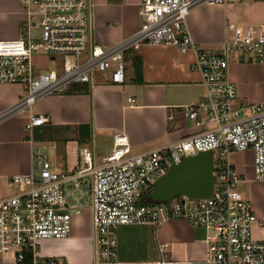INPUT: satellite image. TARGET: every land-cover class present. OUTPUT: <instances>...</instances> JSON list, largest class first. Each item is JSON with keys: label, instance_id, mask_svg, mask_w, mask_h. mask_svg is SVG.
Instances as JSON below:
<instances>
[{"label": "built area", "instance_id": "built-area-1", "mask_svg": "<svg viewBox=\"0 0 264 264\" xmlns=\"http://www.w3.org/2000/svg\"><path fill=\"white\" fill-rule=\"evenodd\" d=\"M238 1L139 0L141 26L123 41L102 47L94 39L89 0H23L27 23L22 35L0 41V85L22 89L13 110L31 109L40 99L63 95L76 85L92 86L97 76L108 85L120 86L127 52L142 45L168 46L192 55L189 69L199 74L204 91L198 102L180 108L183 117L210 129L141 153H134L127 137L116 133L98 167L92 164V151L83 148L79 155L85 167L72 173L54 171L44 156L37 157L36 172L5 178L8 196L0 199V257L11 264H63L58 258L42 257L40 243L69 237L72 219L83 210L77 198L80 181L89 174L94 264H116L117 227L169 220L212 233L204 240L205 264H264V240L252 235L254 227L264 229V215L257 216L250 202L237 193L241 177L227 159L232 153L251 151L253 179L264 182V100H239L228 77L232 54L264 66V20L229 26L216 50L196 44L186 26L196 6ZM252 1L264 5V0ZM32 27L39 28L37 40L30 36ZM37 54L59 61L53 70L39 72L32 63ZM47 122L42 115H31L25 128L32 131ZM199 153H211L215 164L208 198L175 197L159 204L140 199L172 165ZM165 248L159 246L163 258Z\"/></svg>", "mask_w": 264, "mask_h": 264}, {"label": "crops", "instance_id": "crops-1", "mask_svg": "<svg viewBox=\"0 0 264 264\" xmlns=\"http://www.w3.org/2000/svg\"><path fill=\"white\" fill-rule=\"evenodd\" d=\"M92 3L94 39L102 47L117 44L141 26L139 0H89ZM23 0H0V41L14 40L26 25ZM240 10L241 12H238ZM264 20V5L252 1L224 5H199L190 10L186 26L199 46L221 47L228 27L236 22L256 25ZM190 53L181 54L168 46L143 45L124 56V83L108 85L95 77L92 86L76 85L72 94L40 99L31 109L13 110L22 96L16 85H0V199L8 196L5 178L36 172L37 157L44 156L51 169L75 172L85 167L80 150L92 151L98 167L111 150L113 136L125 135L134 153L176 143L210 129L194 126L180 109L196 103L204 91L198 73L190 71ZM228 77L237 88L238 99L256 103L264 100V66L232 54ZM67 92V91H66ZM131 101L128 102L127 100ZM42 115L48 122L27 131L30 116ZM171 116L172 119L167 118ZM228 162L240 175L237 193L250 202L257 216L264 215V182L253 179L251 151L232 153ZM91 177L80 181L77 198L88 215L86 229L72 226L68 238L44 240L40 255L58 258L63 264H94L89 194ZM82 213V214H83ZM82 216V215H81ZM211 234L182 220L159 225L143 224L116 228V264H205L204 240ZM255 240H264V229L254 227ZM165 244L163 258L159 246ZM163 262V263H162ZM0 264H11L0 257Z\"/></svg>", "mask_w": 264, "mask_h": 264}, {"label": "water", "instance_id": "water-1", "mask_svg": "<svg viewBox=\"0 0 264 264\" xmlns=\"http://www.w3.org/2000/svg\"><path fill=\"white\" fill-rule=\"evenodd\" d=\"M213 155L199 153L185 157L177 165H172L165 176L159 178L147 195L140 199H149L152 203H167L175 197L188 199H206L213 185Z\"/></svg>", "mask_w": 264, "mask_h": 264}, {"label": "rangeland", "instance_id": "rangeland-1", "mask_svg": "<svg viewBox=\"0 0 264 264\" xmlns=\"http://www.w3.org/2000/svg\"><path fill=\"white\" fill-rule=\"evenodd\" d=\"M240 2H244V3H246L249 6L252 4V0H240ZM238 12H241V11L238 10ZM247 22L248 21H245L243 23L242 22H236V23H238V25H244ZM30 36H31V38L37 40L39 38V36H40L39 28L32 27L30 29ZM58 61H59V59L57 58L55 60V63H53L52 61L49 60V58L47 56H43L41 54H37V55L32 57V63L34 65V67L36 68V70H38L39 72H47L49 70H53L54 69V65L57 64ZM97 77L101 78L100 76H97ZM213 166L215 168V164H213ZM2 191H3V185L0 184V193H2ZM77 195H79V193ZM82 213H83V210H82ZM82 213L72 219V226H75L77 228V219L79 218L78 219L79 220L78 221V226H79L80 229H84L85 230L87 225H89L88 215L85 212L83 214Z\"/></svg>", "mask_w": 264, "mask_h": 264}, {"label": "trees", "instance_id": "trees-1", "mask_svg": "<svg viewBox=\"0 0 264 264\" xmlns=\"http://www.w3.org/2000/svg\"><path fill=\"white\" fill-rule=\"evenodd\" d=\"M69 93L72 94L71 91H67V92H66V94H69Z\"/></svg>", "mask_w": 264, "mask_h": 264}]
</instances>
